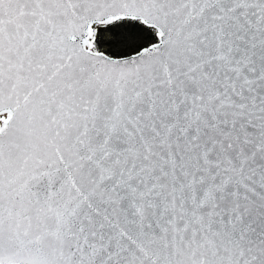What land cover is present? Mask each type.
Here are the masks:
<instances>
[{
    "label": "water",
    "instance_id": "1",
    "mask_svg": "<svg viewBox=\"0 0 264 264\" xmlns=\"http://www.w3.org/2000/svg\"><path fill=\"white\" fill-rule=\"evenodd\" d=\"M5 111L0 264H264V0H0Z\"/></svg>",
    "mask_w": 264,
    "mask_h": 264
},
{
    "label": "trees",
    "instance_id": "2",
    "mask_svg": "<svg viewBox=\"0 0 264 264\" xmlns=\"http://www.w3.org/2000/svg\"><path fill=\"white\" fill-rule=\"evenodd\" d=\"M127 29L130 32L127 33ZM158 30L153 26H148L140 19H119L106 24H98L93 28L94 48L97 51H103L112 57H124L139 52L141 49L155 43ZM137 35L141 36L134 41L132 38ZM132 40L130 44L122 48L115 49L114 47L120 42Z\"/></svg>",
    "mask_w": 264,
    "mask_h": 264
},
{
    "label": "rangeland",
    "instance_id": "3",
    "mask_svg": "<svg viewBox=\"0 0 264 264\" xmlns=\"http://www.w3.org/2000/svg\"><path fill=\"white\" fill-rule=\"evenodd\" d=\"M98 24H100V23H96V24H94L93 28H95ZM128 32H130V30L127 29V33H128ZM140 37H141V36H138V37H137V35H135L134 38H132V39H133L134 41H136L137 38H140ZM125 40H126V41H124V42L120 41V42H119L114 48L117 50V49H119V48H122V47L125 46V45L130 44L131 41H132V40H127V39H125ZM87 49L92 50V51H95V52H103V51H97L96 48H94L93 42H89V43H88V45H87ZM103 53H105V52H103ZM105 54H106V53H105ZM8 116H9V115H8ZM8 116H7V115H4V114H0V127L5 123V121L7 120Z\"/></svg>",
    "mask_w": 264,
    "mask_h": 264
},
{
    "label": "bare ground",
    "instance_id": "4",
    "mask_svg": "<svg viewBox=\"0 0 264 264\" xmlns=\"http://www.w3.org/2000/svg\"><path fill=\"white\" fill-rule=\"evenodd\" d=\"M2 114H4V115H9V112L8 111H5V112H3Z\"/></svg>",
    "mask_w": 264,
    "mask_h": 264
}]
</instances>
